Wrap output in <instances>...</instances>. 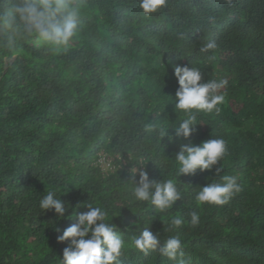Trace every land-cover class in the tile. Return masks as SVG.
Returning <instances> with one entry per match:
<instances>
[{"label":"trees","instance_id":"obj_1","mask_svg":"<svg viewBox=\"0 0 264 264\" xmlns=\"http://www.w3.org/2000/svg\"><path fill=\"white\" fill-rule=\"evenodd\" d=\"M139 3L82 0L64 53L27 40L0 46V264H62L69 241L57 237L75 223L78 203L77 214L99 206L121 231L117 264H177L135 248L131 238L145 228L161 242L178 237L186 264H264V0H166L147 15ZM208 42L217 47L201 52ZM176 66L228 83L219 111H197L191 136L169 129L170 142L145 128L186 118L175 110ZM212 138L226 142L220 162L179 176L175 153ZM101 155L111 170L98 165ZM132 163H146L150 180L174 181L181 197L173 207L135 199ZM225 175L241 191L222 206L198 205L199 187ZM49 191L69 206L60 219L39 207Z\"/></svg>","mask_w":264,"mask_h":264},{"label":"clouds","instance_id":"obj_2","mask_svg":"<svg viewBox=\"0 0 264 264\" xmlns=\"http://www.w3.org/2000/svg\"><path fill=\"white\" fill-rule=\"evenodd\" d=\"M165 3L166 0H140L139 8L147 15L156 12ZM81 7L82 0H0V46L11 48L18 40H27L35 47H45L55 54L67 52L79 28ZM216 47L215 42H208L200 51L209 52ZM173 74L178 83L175 110L182 111L186 118L174 128L157 129L152 124L146 125L145 128L148 132L158 131L160 140L167 136L170 142L174 137L169 135V129L174 130L176 138L187 140L191 136L197 125V111H219L217 106L223 103L224 95L217 93L228 83L224 79L201 82L200 70L192 66H176ZM225 153L226 142L223 139L212 138L199 145L189 141V144L182 146L175 153L179 176L192 175L197 170H212ZM146 163H132L127 179L132 185V195L136 200L150 201L160 211L173 207L181 197L174 181L150 180L145 168ZM222 170L217 167L214 176L220 175ZM221 179L222 183L213 180L199 187L195 196L198 205L222 206L228 203L235 193L241 191L237 177L225 175ZM80 206L78 203L75 206V214L72 215V209L69 215L75 218V223L57 237L59 242L69 241L62 251V264H117L125 243L121 231L112 221L107 222V212L101 207L85 203L87 210L77 214L76 209ZM39 207L43 211L54 210L57 219L64 217L69 209L60 198H56L53 191L42 197ZM189 216L193 226L199 223V214L196 211L190 212ZM171 223L179 227L184 220L176 216ZM131 243L145 254L149 250L158 249L169 260L186 264L181 240L176 236L161 242L157 234L145 228L132 236Z\"/></svg>","mask_w":264,"mask_h":264},{"label":"built area","instance_id":"obj_3","mask_svg":"<svg viewBox=\"0 0 264 264\" xmlns=\"http://www.w3.org/2000/svg\"><path fill=\"white\" fill-rule=\"evenodd\" d=\"M98 165L101 167L104 171H109L113 168L112 160L109 157H106L105 155H101V157L98 160Z\"/></svg>","mask_w":264,"mask_h":264}]
</instances>
